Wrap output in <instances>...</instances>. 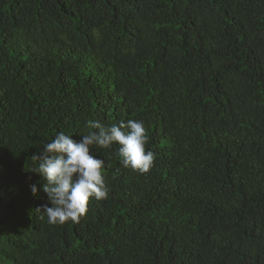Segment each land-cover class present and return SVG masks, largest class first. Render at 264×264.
<instances>
[{
  "label": "trees",
  "instance_id": "16d2710c",
  "mask_svg": "<svg viewBox=\"0 0 264 264\" xmlns=\"http://www.w3.org/2000/svg\"><path fill=\"white\" fill-rule=\"evenodd\" d=\"M128 120L150 172L92 146L107 199L49 224L32 156ZM0 264H264V0H0Z\"/></svg>",
  "mask_w": 264,
  "mask_h": 264
},
{
  "label": "clouds",
  "instance_id": "9594fccd",
  "mask_svg": "<svg viewBox=\"0 0 264 264\" xmlns=\"http://www.w3.org/2000/svg\"><path fill=\"white\" fill-rule=\"evenodd\" d=\"M93 131L80 140L58 133L42 150L33 155V172L43 180L50 207L43 208L47 222L63 225L78 222L87 212L90 200L107 199L108 190L102 175L104 161L93 155L92 146L111 149L118 145V156L125 168L147 174L154 166L155 155L146 151L148 134L142 121L128 120L119 125L90 122ZM37 194V186L30 185Z\"/></svg>",
  "mask_w": 264,
  "mask_h": 264
}]
</instances>
